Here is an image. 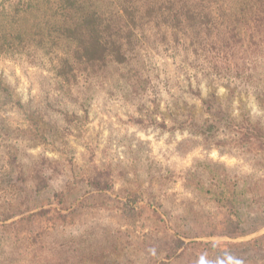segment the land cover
<instances>
[{
    "label": "rangeland",
    "instance_id": "1",
    "mask_svg": "<svg viewBox=\"0 0 264 264\" xmlns=\"http://www.w3.org/2000/svg\"><path fill=\"white\" fill-rule=\"evenodd\" d=\"M135 1L118 19L114 5L101 18L114 24L95 36L85 33L88 20L75 26L74 66L68 44L48 37L30 46L33 57L0 56V264H264V249L237 246L264 236L252 196L238 207L248 226L263 225L257 232L208 236L237 218L207 193L206 178L189 174L212 161L229 167L233 183L264 179L260 156L224 126L264 128V81L255 87L196 65L156 26H142L146 2L155 0ZM226 1L231 14L222 20L237 19L238 6ZM53 25L48 33L63 24ZM134 31L146 34L145 44ZM104 40L114 41L107 53ZM247 52L233 64L260 63L264 72V60ZM177 240L186 246L175 252Z\"/></svg>",
    "mask_w": 264,
    "mask_h": 264
},
{
    "label": "trees",
    "instance_id": "2",
    "mask_svg": "<svg viewBox=\"0 0 264 264\" xmlns=\"http://www.w3.org/2000/svg\"><path fill=\"white\" fill-rule=\"evenodd\" d=\"M101 0H6L0 3V56L5 58H19L20 55L29 54L33 57V50L30 46L44 43L46 37L51 40L64 42L68 45L64 49L66 55L67 66H74L80 54L77 48L72 44L76 42V38L72 37V31L82 26L85 20L91 23L88 26V35L95 36L104 26L108 27L115 22L105 23V19H101L107 15V12L113 7L112 13L118 19L120 14L125 11H132L135 0L127 1V6H120L122 0H111L104 3L101 8H96L97 3ZM226 0H155L146 2L145 23L142 26H156L157 32L162 35L164 43L172 45L179 52L183 51L187 57H193L194 63L204 64L207 69H212L217 74L225 72L234 73V76L245 83H250L256 87V81H264V72H259L255 64L252 68H247L249 62L243 61L242 64H233V59L241 55L247 57L248 48H253L251 61L264 60V0H232L233 4L238 6L235 10L237 19L230 18L229 21H223L229 11L226 8ZM102 4V3H101ZM162 11L160 15H153L150 11ZM231 14V13H228ZM55 19L62 22V26L56 29L53 25ZM45 21L48 25L45 29ZM155 23V24H154ZM37 27V28H36ZM114 26L118 32L120 26ZM36 28L34 31H28ZM113 28V29H114ZM40 30V31H36ZM132 32V31H131ZM130 32V33H131ZM90 33V34H89ZM141 31H134L131 36L137 39L141 44H145L146 34ZM23 43V44H22ZM28 43V44H27ZM114 41L104 40L102 45L104 52L107 53L108 46ZM43 46V44H41ZM22 47V48H20ZM123 47V46H121ZM131 47H129L130 49ZM122 49V48H119ZM131 49H134L133 47ZM95 50V49H94ZM91 50V53L94 52ZM130 51V50H129ZM52 52L56 55L55 50ZM104 52H101L104 54ZM95 53V52H94ZM108 55V54H107ZM125 55L123 54V57ZM22 58V57H21ZM24 58V57H23ZM94 59L90 56V59ZM106 56L104 57V59ZM103 59V61H104ZM121 58L113 60L119 61ZM125 59V58H123ZM29 62V60L27 61ZM30 63V62H29ZM28 63V64H29ZM37 64V63H34ZM263 71V70H262ZM90 75V71H86ZM257 77V80L256 78ZM211 126V125H210ZM215 126H217L215 124ZM214 126V128H215ZM225 127L233 128L246 151L260 156L259 165L264 167V128L253 125V123H236L226 120ZM208 127V126H207ZM207 127H205L207 129ZM212 127V126H211ZM218 127V126H217ZM218 129H220L218 127ZM254 143H258L259 152H255ZM189 172L190 175H198L207 181V193L213 195L216 204L228 205L237 220L228 219L226 225L216 234L217 227H213L212 232L206 234L208 236H225L230 238L242 237L257 232L259 227L248 226L239 211V207L243 201L239 200L241 196H252L254 204L259 205V218H264V198L258 192L264 190V179L247 180L246 179L233 183L230 175V169L224 164L216 162L198 161ZM223 173L224 176H221ZM212 180L214 182H212ZM197 187L203 186L202 181L198 180ZM210 183V184H209ZM228 196V197H227ZM187 237V236H186ZM188 238V237H187ZM190 238V237H189ZM215 249V245L205 244ZM212 245V246H211ZM186 246L182 240H177L175 252ZM236 247V244H232ZM238 247L247 246L256 249H264V236L258 237L250 242L239 244Z\"/></svg>",
    "mask_w": 264,
    "mask_h": 264
}]
</instances>
